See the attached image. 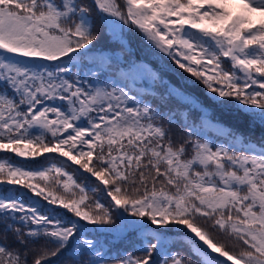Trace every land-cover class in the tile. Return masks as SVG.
<instances>
[{"label": "snow or ice", "instance_id": "1", "mask_svg": "<svg viewBox=\"0 0 264 264\" xmlns=\"http://www.w3.org/2000/svg\"><path fill=\"white\" fill-rule=\"evenodd\" d=\"M133 30L212 104L264 129V0H0V150L42 158L28 169L0 154V264H264V134L257 144L205 112L227 144L192 139L186 119L174 139L143 94L206 105L142 61L118 70L132 85L107 77ZM104 34L119 48H97ZM145 77L163 92L135 88ZM69 161L107 206L90 203ZM96 232L138 241L142 255L109 257ZM174 232L190 256L173 250Z\"/></svg>", "mask_w": 264, "mask_h": 264}, {"label": "trees", "instance_id": "2", "mask_svg": "<svg viewBox=\"0 0 264 264\" xmlns=\"http://www.w3.org/2000/svg\"><path fill=\"white\" fill-rule=\"evenodd\" d=\"M87 3L91 4L92 0H86ZM93 20L97 24V27L99 28V17L96 15L95 10L93 11ZM138 36V33H133L132 31H128V43L130 45V48L127 47L125 53L123 62H114L113 70L109 73H107V77L111 80H116L119 83V86L132 85L133 81L131 77H128L125 79L124 77H121L119 75V68L123 67L125 70L129 67L131 62H144L148 65H150L153 69H157L160 67H163L166 69L164 72V79L169 81L173 85H177L181 87L186 93L192 94L195 97H198L200 101L204 102L205 107L200 108H194L192 105L185 103L183 100L179 98H171V99H164L162 100L159 95L156 97L149 96L147 94L144 95V99L151 104L153 108H157L159 105V110L162 113V122L166 128H170L174 139L180 140L186 138L184 136V133L186 132L185 127V119L187 120V124H194L196 127L199 128L201 135L199 137H193L192 139H208L209 141L215 143V144H227V139L220 134V132L210 126L206 125L204 122V119H202V114L207 113V119L211 121L212 124H217L219 122L221 127L224 128H231L236 130L238 133H243L244 135L251 136L252 140L259 143L262 134H264V129H262L258 124L257 125H251L245 121H242L237 118V115L235 113V110H229L228 108H224L223 106H218L215 104H212L208 100V90L206 87L198 81L195 77H192L191 74H188L184 72L183 70H174V65L172 64L171 60L166 57L165 54L160 53L158 50H155L153 47H150L153 49L152 52L147 53V51L140 50L138 47H136L135 40ZM140 38V36H139ZM140 40H142L140 38ZM96 44V47L99 49H117L119 48L118 44L110 43L109 41V35L104 34L100 37L99 42H94ZM224 63L223 67L226 70L231 71V63L227 60V58H223ZM86 69H82L84 71ZM238 75H242L241 73H237ZM91 79V78H90ZM101 80L104 79V77H100ZM135 88L137 89H144L148 88L151 89L157 93L163 92V88L159 87L158 85L153 86L150 84L147 77L135 81ZM259 90V89H257ZM87 150V148H85ZM6 153L9 158L17 162L18 164L24 165L28 169H32L37 167V162L41 161V157H37L35 159L28 157H19L15 153H12L8 150H0V154ZM58 153H49L45 154L49 159H51L53 156H58ZM189 155H191V149L189 148ZM187 158V157H185ZM61 159H67L61 157ZM70 167H67L65 170L68 171L73 178L76 180L78 184H84L88 188V195L90 197V203L92 200L100 199L102 203H105L107 206V201L105 197L100 195L99 193L94 194L92 192V188L95 187L96 178H92L91 180H84L81 173L84 172V170H80L79 172L74 171L75 169H78L79 166L72 164V162H68ZM37 183H40V181H36ZM151 182H149V190L151 189ZM159 184H157V188H159ZM2 190V189H0ZM57 191L60 195H66L68 198H71L70 194H66L63 192L62 189L57 188ZM74 191H77L74 189ZM79 196V193L77 191V198ZM41 199V207H48L46 202H44ZM94 206V205H93ZM52 209L58 210L61 215L64 214L66 210L62 208H57V206H51ZM69 216L72 214L69 213ZM87 223V222H84ZM89 227H94L89 225ZM171 235V238L177 242L178 247L173 249L174 251L178 250L182 252L186 257L190 256L191 253L188 251L186 247L179 246L180 241H184L185 238L182 233L174 232ZM93 237L97 238L102 244L105 245V249L108 251L109 257H120L124 253H132L135 256H141L142 253L137 250V248L140 246L138 241L132 240V239H122L118 237L115 233L111 232H96L92 234ZM156 257H154L155 259ZM193 260L196 259L195 256L192 257ZM108 264H115V261L113 259L108 260Z\"/></svg>", "mask_w": 264, "mask_h": 264}, {"label": "rangeland", "instance_id": "3", "mask_svg": "<svg viewBox=\"0 0 264 264\" xmlns=\"http://www.w3.org/2000/svg\"><path fill=\"white\" fill-rule=\"evenodd\" d=\"M132 32L133 33H138V36L135 35V37H136V40H135L136 47H138L140 50H144L145 49L147 51V53H150V52L153 51V49L150 48L152 46L142 37V34L138 30H133ZM125 36H128V31L125 32ZM139 36H140V38L142 40H140ZM128 48H130L129 43H128Z\"/></svg>", "mask_w": 264, "mask_h": 264}]
</instances>
